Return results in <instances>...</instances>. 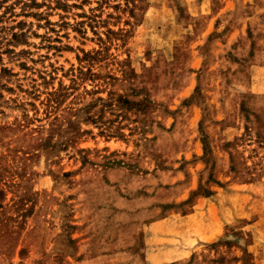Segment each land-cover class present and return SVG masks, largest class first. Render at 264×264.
<instances>
[{
    "label": "rangeland",
    "instance_id": "374dc122",
    "mask_svg": "<svg viewBox=\"0 0 264 264\" xmlns=\"http://www.w3.org/2000/svg\"><path fill=\"white\" fill-rule=\"evenodd\" d=\"M191 213L159 264H264V0H0V264H153Z\"/></svg>",
    "mask_w": 264,
    "mask_h": 264
},
{
    "label": "crops",
    "instance_id": "0c3cea01",
    "mask_svg": "<svg viewBox=\"0 0 264 264\" xmlns=\"http://www.w3.org/2000/svg\"><path fill=\"white\" fill-rule=\"evenodd\" d=\"M177 215H180L179 213H176ZM195 213H191L190 215H186L184 216L183 220H181L180 218L176 217V218H166L164 219L162 222V224L164 223L165 226L168 227V230L162 233H156L154 232V230H152V241H154L156 244L153 247L152 251L153 252H157L155 255V259L153 264H159V257H161L162 255H164L163 253H170L173 251H176L178 248L177 247V237L181 236L182 234L180 233L181 230L184 231V238L191 237L193 235H195V239L194 241L198 244L201 243H207L209 241H211L213 239V237H216V235H218L221 232V227L219 229V227L216 228V230H209L208 225L204 224V226L202 227V231L198 232L197 234H194L192 232V218L194 217ZM195 215L198 216V213H196ZM183 216V215H181ZM220 220L223 223L222 217H220ZM172 226L174 227L172 229ZM183 227V229H182ZM180 232H178V231ZM177 235V236H176ZM211 239V240H210ZM163 241V242H162ZM167 241V242H166ZM162 253V254H161ZM164 264V263H162ZM256 264V263H255Z\"/></svg>",
    "mask_w": 264,
    "mask_h": 264
}]
</instances>
